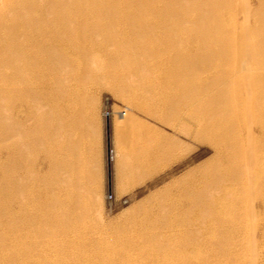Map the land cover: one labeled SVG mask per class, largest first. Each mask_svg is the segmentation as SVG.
<instances>
[{"label":"rangeland","instance_id":"1","mask_svg":"<svg viewBox=\"0 0 264 264\" xmlns=\"http://www.w3.org/2000/svg\"><path fill=\"white\" fill-rule=\"evenodd\" d=\"M197 1L0 0V264H264V0Z\"/></svg>","mask_w":264,"mask_h":264},{"label":"bare ground","instance_id":"2","mask_svg":"<svg viewBox=\"0 0 264 264\" xmlns=\"http://www.w3.org/2000/svg\"><path fill=\"white\" fill-rule=\"evenodd\" d=\"M217 1L220 2V3L218 4ZM217 1H214L215 3L212 1V3H213L214 5H216L215 8H216L217 5H218V8H216V9H218V10L221 9V7L225 6L224 4H226V6H227V7H225V8H228V9H229L228 6H230V7L233 6V5H232V2L227 3V2H229V1H227V0H226V2H224L225 0H224V1L217 0ZM230 1H231V0H230ZM197 2H198V1L196 0L195 3H197ZM199 2H200V0H199ZM206 2H208V1H206ZM209 2H210V0H209ZM221 2H222V3H221ZM223 2H224V3H223ZM221 4H222L223 6H221ZM202 5H203V4H202ZM220 6H221V7H220ZM219 7H220V8H219ZM235 7H236V6L234 5L233 8H235ZM231 9H232V8H231ZM231 9H230V10H231ZM216 11H217V10H216ZM217 12H221V10H219V11H217ZM206 30H207V29H206ZM204 31H205V29L203 30V33H204ZM203 33L199 35V38L202 37V38H201V39L203 40L202 43H203V42L206 43V38L209 37V33H208V32H206V33H204V34H203ZM200 36H201V37H200ZM5 41H6V40H5ZM7 43H8V42H5L4 44H7ZM200 43H201V42H200ZM202 43H201V46H199L200 48H202ZM203 44H204V43H203ZM7 45H8V44H7ZM204 45H205V44H204ZM6 47H7V46H6ZM203 47H204V46H203ZM215 56H216V55H215ZM215 56H214V57H215ZM202 57H203V56H202ZM202 57H201V59H202ZM216 57H217V56H216ZM210 58H211V57H210ZM201 59H200V61H201ZM198 60H199V59H198ZM207 60H208V58H207ZM204 61H205V60H204ZM213 61H214V60H213ZM211 62H212V61H211ZM198 63H199V61H198ZM201 63H203V62L201 61ZM208 64H209V63H208ZM211 64H212V63H211ZM213 64H215V63H213ZM200 65H202V64H200ZM205 65H206V64H205ZM202 67H203V66H202ZM206 67H207V66H206ZM206 67H205V69H206ZM211 67H212V66H211ZM197 69H198V68H197ZM208 69H209V68H208ZM212 69H213V68H212ZM200 70H201V69H200ZM248 70H249V69H248ZM197 71H198V70H197ZM201 71H202V70H201ZM198 72H199V71H198ZM202 72H203V71H202ZM217 72H218V71H217ZM240 72H241V71H240ZM219 73H221V71H219ZM213 74H214V73H213ZM217 74H218V73H217ZM221 75H222V74H221ZM226 75H227V74H226ZM209 76H210V75H209ZM219 76H220V75H219ZM219 76H218V77H219ZM235 76H236V75H235ZM211 77H212V76H211ZM220 77H221V76H220ZM232 77H233V76H232ZM214 78H215V77H214ZM222 78H223V77H222ZM208 79H209V78H208ZM210 79H212V78H210ZM215 79H216V78H215ZM217 79H218V78H217ZM226 80H227V79H226ZM229 80H230V79H229ZM211 81H212V80H211ZM209 82H210V80H209ZM224 82H225V81H224ZM224 82H222V83H223V86H224ZM231 82H232V81H231ZM203 83H204V82H203ZM225 83H226V82H225ZM204 84H209V83L207 82V83H204ZM210 84H211V83H210ZM214 84H216V81H215V83L213 82V84H211V85H214ZM216 85H217V84H216ZM219 85H220V84H219ZM216 87H218V86H216ZM216 87H215V88H216ZM122 88L125 89L124 87H122ZM122 88L119 90V92L121 91V93H124L125 90H122ZM227 88H228V86H227ZM203 89H205V87H203ZM203 89H202V90H203ZM223 89H224V88H223ZM217 90L219 91L220 89L218 88ZM225 90H226V89H225ZM225 90H224V91H225ZM123 91H124V92H123ZM213 91H214V90H213ZM226 91H228V89H227ZM206 92H207V91H206ZM223 93H224V92H223ZM230 93H231V91H230ZM213 94H214V93H213ZM213 94H212V97H213ZM216 95H218V94H216ZM219 95H220V94H219ZM219 95H218V96H219ZM222 96H223V95H222ZM224 96H225V95H224ZM224 96H223V98H224ZM229 96H230V95H229ZM220 97H221V96H220ZM225 97H226V96H225ZM223 98H222V99H223ZM229 98H230V97H229ZM217 99H220V98H217ZM226 99H227V98H226ZM202 100H203V99H202ZM220 100H221V99H220ZM220 100H219V101H220ZM223 100H225V99H223ZM212 101H214V99H213ZM228 101H229V99H228ZM228 101H227V102H228ZM206 102H207V100H206ZM209 102H210V100H209ZM214 102H215V101H214ZM204 103H205V101H204ZM218 103H219V102H218ZM211 104H213V103H211ZM215 104H216V102H215ZM213 105H214V104H213ZM217 106H218V105L216 104V107H217ZM205 107H206V106H205ZM205 107H204V108H205ZM208 108H209V107H208ZM231 108H232V107H231ZM233 108H234V107H233ZM217 109H218V108H217ZM207 110H208V109H207ZM207 110H206V112H207ZM209 110H211V107H210ZM226 110H227V109H226ZM228 110H229V109H228ZM232 110H233V109H232ZM229 111H230V110H229ZM229 111H228V112H229ZM92 112H93V110H92ZM222 113H223V111H222ZM226 113H227V112H226ZM92 114H93V113H92ZM92 114H91V115H92ZM209 114H210V113H209ZM217 114H218V113H217ZM257 114H258V113H257ZM215 115H216V114H215ZM113 156H114V155H113ZM113 156H112V158H111L110 160L113 159ZM248 262H249V261H248Z\"/></svg>","mask_w":264,"mask_h":264}]
</instances>
